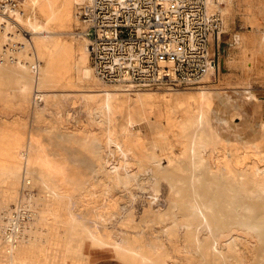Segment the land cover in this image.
<instances>
[{
	"label": "bare ground",
	"instance_id": "obj_1",
	"mask_svg": "<svg viewBox=\"0 0 264 264\" xmlns=\"http://www.w3.org/2000/svg\"><path fill=\"white\" fill-rule=\"evenodd\" d=\"M13 1V5L0 11V44L5 43L16 53L20 71L14 81L24 88L27 77L34 78L38 107H42L50 96L45 88L57 86L61 80L81 88L76 97L87 105L88 118L82 129L65 135L74 139L95 165L88 178H84L91 197L74 202L70 182L64 181L57 164L39 155L24 140L22 131L0 128V264H67V259L72 264H91L90 252L98 249L111 251L112 257L123 263L126 262L121 256L127 257L131 264H189L187 255L201 247L204 255L211 256L212 264H264V118L261 115L264 100H255L253 93L244 89L248 100L242 114L246 122L240 127L229 124L218 133L216 131L215 151L224 160L228 173L226 189L228 187L234 201L226 197L225 205L221 204L219 182L212 179L213 190L208 196H204V192L198 193L200 201L190 205L186 222L176 223L175 215L174 227L166 224L170 222H162L161 228L153 230L154 236L148 241L136 238L140 231L132 233L133 237L126 233L121 235L115 231V223L132 222L136 194L143 191V195L149 194L144 183L151 176L148 178L145 172L140 173V162L165 152L167 142L164 138L176 127L186 128L185 121L189 119L177 120L175 110L180 108L187 114L194 106L203 107L204 93L208 89L200 88L197 95L186 96L173 88L162 94L134 92L129 91L134 90L131 84L106 82L95 72L90 60V40L82 31L88 42L85 43L82 37L77 44L68 43L55 32L73 21L80 22L78 11L84 0ZM206 9L210 13L217 11L221 26L226 24L228 8L225 0H206ZM250 22L255 32L260 33L264 46V25H258L253 17ZM20 29L30 32L28 39ZM263 65L264 61L254 58L252 53L247 55V72L255 67L262 72ZM107 84L114 86L109 88ZM134 126L139 129L135 130ZM247 129L258 130L261 134L250 135ZM154 130H157L156 134H153ZM202 135L198 133L191 138L199 145L196 150L193 147L194 162L203 155V146L208 141ZM100 148L107 157L111 155L115 160H106ZM118 153L124 158L118 159ZM103 158L106 171L101 175L97 167L101 169ZM120 164L125 168L124 176L118 171ZM136 179V189H133L132 181ZM233 180L242 196L235 194ZM20 185L26 192L19 190ZM84 203L93 208V211L89 209V216L80 213ZM194 222L198 225L196 239L190 240L187 233L191 232L185 230ZM138 223V226H144L141 220ZM173 231H184L179 234L181 244L176 249L186 255L184 260L164 251L162 239L168 241ZM202 234L205 238H201ZM203 240L206 242L200 246ZM194 264L208 263L199 260Z\"/></svg>",
	"mask_w": 264,
	"mask_h": 264
},
{
	"label": "rangeland",
	"instance_id": "obj_2",
	"mask_svg": "<svg viewBox=\"0 0 264 264\" xmlns=\"http://www.w3.org/2000/svg\"><path fill=\"white\" fill-rule=\"evenodd\" d=\"M225 4L228 8V13L225 17L226 24H222L220 32L214 40L213 45L209 47V53L212 54L214 52L216 56L218 67L215 71L211 68L209 75L203 81L205 83L186 88L160 85L141 88L132 87L134 90H129L134 92H158V94H162L166 89L171 88V90L175 89L176 91H179L182 95L195 96L198 94L200 88L208 89L204 93L203 98L205 106L203 105L201 108L194 106V108L189 110L187 114L180 108L175 110L177 120H182V122H184L186 118L189 119L185 121V123L187 122L186 128L180 129V127H176L168 133L166 138H164V142H167V145H165V152L159 156H154L147 160L144 159L140 162L142 166L139 167V170H141L140 173L145 172L148 178L151 176V178L147 179L144 183L147 185V189H145V191H148L149 194L144 193L143 195L144 191L142 194L141 192L136 194L133 202V207L135 209L133 210L134 219L132 222L115 223L117 228L115 231L119 233L121 232V235L127 234L133 237L135 232L140 231V234L136 238L141 240H150L153 238L152 236H154L152 235L153 230H159L162 226V222H170V224L166 223L169 227H174L175 222H186V214L189 212L187 210L190 205L195 204V202L199 203V194L204 192V196H208L213 190L211 182L212 179H216L219 182V194L222 198H220L221 204L225 205L224 199L226 197H230L232 201L235 199L230 196L228 187L226 189V186H228L226 178L228 173L226 172V167L223 165L224 160L219 154H216L214 140L218 131H221L224 126L227 127L229 124H232V126L240 127L244 122H246L245 115L243 116L242 114V110L246 107V102L248 100L244 89L247 88L250 92H252L256 98L255 100H264V70L260 72L255 67L250 72L246 71V59L249 53H252L254 58L264 61V57L260 58V55L264 54V46L259 38L260 33L255 32L250 22V17H253L257 24L259 22L258 25H264V0H225ZM33 13H35V11ZM80 28V22L73 21L66 27L59 28L57 31L55 30V32L56 34L59 33L58 35L68 43L77 44L79 42L77 40L82 37L83 41L86 43L88 41L85 39V36L82 34ZM20 32L24 38H29L30 32L28 30H24L22 32V29H20ZM15 58V51L8 48L5 43H1L0 128H3L2 130L5 131L10 129H18L19 131H22L24 140L26 142L28 141V143L39 155H44V158L53 160L54 164H57L56 166L60 168L64 181L67 183L70 182L69 186L71 188L70 190L74 202L79 203L80 201H84V199L86 200L90 198L91 195H88L90 191L85 188V183L89 175L88 173L90 172L92 166L95 165V162L91 163L88 159L87 153L78 147L77 142L65 135L70 131L73 132L78 129H82V126L86 122L85 119L87 120L88 118L87 105L81 103L76 97V94L81 88L69 86L66 80H61L57 86L45 88V90H48L50 96L44 101L45 103H43L42 107H38L36 105L37 91H34L36 90L34 78L31 76L27 77L28 83L24 88L19 87L14 81L15 76L19 77L17 74L20 71V66L17 65V59ZM68 61L70 62L71 60L69 59ZM262 68L264 69V65ZM70 74L73 75L72 72H70ZM106 86L110 88L114 85L107 84ZM194 113L197 115L195 116ZM261 115L262 118H264V102ZM82 122L83 124H81ZM134 129L138 130L139 128L134 126ZM239 130L240 129H238V131ZM247 131L250 135L261 134L258 130L255 131L253 129H247ZM156 133L157 130H154L153 134ZM198 133L203 134L202 136H204L205 140H208L209 142L206 141L203 146V155L197 162H194L192 160L193 147L194 150H196L199 145L191 138ZM100 153L103 157L105 156L106 160L107 158L110 159V161L115 160L112 159L111 155L107 157V154L103 152L101 148ZM116 157L118 159L124 158L122 153H118ZM105 158L102 159L103 162H101V164L103 166L101 165V169L100 166L97 167V171L101 175L105 173L103 171H106L104 168V165L106 164ZM154 164L156 167H154ZM124 170V166L120 164L118 171L123 176L126 172ZM137 179L134 182L132 181L133 189H136L135 186ZM56 182L59 183L60 180L56 178ZM234 182L235 181L233 180L232 183ZM233 185L236 189V192L234 191L235 194L237 196H242L240 191H238L236 184L234 183ZM19 190L26 192V189L23 190L21 185ZM36 190L37 189L34 188V191ZM116 190L117 189H115V191ZM195 193L199 194L197 195ZM91 207V205H85L84 203V206L80 208L81 215H91V210L93 211V208ZM161 212L162 214L164 213V215H161ZM175 215L177 216V221L174 222L173 218L175 219ZM84 220L86 221V218ZM140 220L144 222V226L142 227L138 226V222H140ZM197 227V223L194 222L192 225L187 227L188 230H185L191 232L189 234L187 233L190 240L196 239L195 228ZM125 228L127 229L125 230ZM183 233L184 231L182 233H179V231H173L168 241L165 238L162 239V241L165 242L164 251L170 252L179 260H184L186 257L185 254L183 255V253H179L176 250L177 246L181 244L179 234ZM202 237L205 238L204 234H202L201 238ZM205 242L206 241L203 240L200 246H203ZM102 250L103 249L91 250V264H116L112 257L113 253L109 250ZM187 256L190 259L189 264H194L199 260L212 264V261H210L211 256L204 255L202 247L198 248L196 252L189 253ZM122 258L126 264H131L127 257L121 256V259ZM66 263L70 264L71 260L67 259Z\"/></svg>",
	"mask_w": 264,
	"mask_h": 264
},
{
	"label": "built area",
	"instance_id": "obj_3",
	"mask_svg": "<svg viewBox=\"0 0 264 264\" xmlns=\"http://www.w3.org/2000/svg\"><path fill=\"white\" fill-rule=\"evenodd\" d=\"M14 3L0 0V11ZM78 15L91 63L106 82L186 88L218 67L209 47L221 18L206 0H84Z\"/></svg>",
	"mask_w": 264,
	"mask_h": 264
},
{
	"label": "crops",
	"instance_id": "obj_4",
	"mask_svg": "<svg viewBox=\"0 0 264 264\" xmlns=\"http://www.w3.org/2000/svg\"><path fill=\"white\" fill-rule=\"evenodd\" d=\"M113 259H114V262H116V264H126V263H123V261L117 260L115 257H113Z\"/></svg>",
	"mask_w": 264,
	"mask_h": 264
}]
</instances>
